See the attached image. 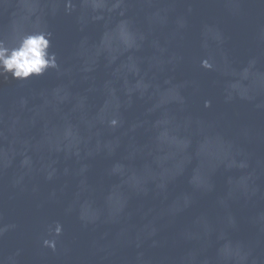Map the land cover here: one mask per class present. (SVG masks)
Listing matches in <instances>:
<instances>
[{
	"label": "water",
	"instance_id": "obj_1",
	"mask_svg": "<svg viewBox=\"0 0 264 264\" xmlns=\"http://www.w3.org/2000/svg\"><path fill=\"white\" fill-rule=\"evenodd\" d=\"M37 28L58 67L0 75V264H264V0H0V38Z\"/></svg>",
	"mask_w": 264,
	"mask_h": 264
},
{
	"label": "clouds",
	"instance_id": "obj_2",
	"mask_svg": "<svg viewBox=\"0 0 264 264\" xmlns=\"http://www.w3.org/2000/svg\"><path fill=\"white\" fill-rule=\"evenodd\" d=\"M52 33L44 28L30 32L17 33L0 38V75L10 76L14 80L24 81L41 77L49 69L58 67L56 53L51 51ZM202 67L211 68L208 60H203ZM115 124V121H113ZM63 226L56 222L54 228L49 226V236L59 237ZM43 246L56 250V239L43 240Z\"/></svg>",
	"mask_w": 264,
	"mask_h": 264
}]
</instances>
